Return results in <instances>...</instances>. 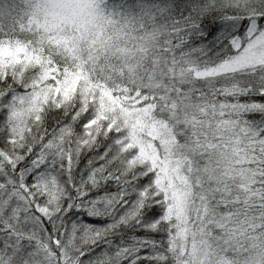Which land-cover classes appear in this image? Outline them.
<instances>
[{"label":"snow or ice","instance_id":"6c2138e0","mask_svg":"<svg viewBox=\"0 0 264 264\" xmlns=\"http://www.w3.org/2000/svg\"><path fill=\"white\" fill-rule=\"evenodd\" d=\"M0 264H264V0H0Z\"/></svg>","mask_w":264,"mask_h":264},{"label":"trees","instance_id":"16d2710c","mask_svg":"<svg viewBox=\"0 0 264 264\" xmlns=\"http://www.w3.org/2000/svg\"><path fill=\"white\" fill-rule=\"evenodd\" d=\"M135 0H110L111 4H120V3H125V4H131L134 3ZM91 154H86L84 156H82L81 162H80V167L83 168L85 167V165L87 164V159ZM87 219V218H86ZM89 223H95V224H100V223H104V221L102 220H89ZM101 251V249H97L96 252L99 253ZM85 259H87V257H85Z\"/></svg>","mask_w":264,"mask_h":264}]
</instances>
